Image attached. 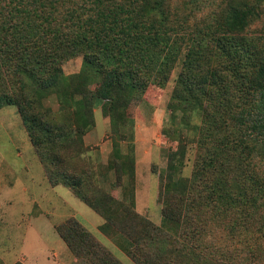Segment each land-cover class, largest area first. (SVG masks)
<instances>
[{
  "label": "rangeland",
  "instance_id": "obj_1",
  "mask_svg": "<svg viewBox=\"0 0 264 264\" xmlns=\"http://www.w3.org/2000/svg\"><path fill=\"white\" fill-rule=\"evenodd\" d=\"M151 1L35 0L33 3L27 0L29 4L18 5L17 0H9L6 7L0 8V92L15 89L14 79L8 76L13 74L10 70L17 62L21 66L17 71L19 76L21 70L27 69L34 70L36 78L45 77L50 72L48 60L41 66L37 62L49 53L57 52V57L49 59L50 63L54 60L60 64L64 76H67L79 72L84 54L91 49L103 65L121 56L118 49L125 48L132 37L124 27L152 34L150 36L159 40L157 45L148 42L138 47L147 36L139 39L135 46L138 50L148 47L140 51L146 56L142 70L145 75H150V81L143 87H137L132 94L114 91L108 99L96 98L101 78L100 71H96L83 88L84 92L94 94V127L82 136L81 155H77L74 162L83 171L85 183L89 181L94 188L88 191V195L107 194L118 204L132 207L155 225L162 223V208L166 202L179 207L182 212L180 220L176 218L169 228L176 226L183 230L182 234L189 243H193V239L198 243V235L192 231L203 235L202 244L208 252H214L216 258L223 261H197L188 256L190 264H264V259L258 261L249 257L246 260L250 248L247 243L252 233L258 231L257 235L264 237V214L257 215L259 211L255 207V201L259 203L260 199H254L252 195L242 196L240 199L248 214L230 216L233 211H226L222 200L217 197L223 194V187L229 190V181L213 180L216 174H221L216 173L209 163L203 169L194 167L196 151L192 148L196 143L193 139L199 137L196 127L201 124L202 112L192 110L190 124L185 125L182 108L176 107L178 101L171 96L184 67L186 48L192 49L191 46L196 45L192 38L201 36L199 30L210 24L213 15L229 0H162V10L153 12L149 10ZM151 22L153 26H150ZM244 33L246 39L249 36L253 40L264 39L261 20L255 19ZM46 93L29 82L21 95L27 100L31 112L43 114L44 110L50 107L54 110L57 106L55 99ZM184 99L183 107L186 105L189 110L191 100ZM110 102L119 105V113L124 119L112 123ZM64 112L65 109L58 114L61 120ZM53 147L59 148L60 145L55 143ZM70 149L56 151L63 154ZM76 151L79 152L77 147ZM170 159L181 163L170 170ZM205 191L214 192V197L207 199ZM3 201L10 202L6 211L10 224L16 226L11 229L0 221V228L4 229L0 233V246L3 245L1 249L5 250L8 264L18 263L14 260L21 255V248L40 264H52V255L57 254L71 258L53 228L54 224L69 216L79 221L122 264H135L115 245L116 241L126 243L121 234L115 235L113 227L108 229L109 233H101L98 226L103 219L97 213L66 186L48 184L17 105L0 108V206ZM29 217L31 227L24 238V229L20 234L18 225H27ZM236 218L239 221L231 223ZM242 218L246 224L242 223ZM184 249L191 253L190 249ZM254 256H258L257 252ZM48 258L51 261L47 263ZM0 264H3L1 259ZM172 264L188 263L182 258Z\"/></svg>",
  "mask_w": 264,
  "mask_h": 264
},
{
  "label": "trees",
  "instance_id": "obj_2",
  "mask_svg": "<svg viewBox=\"0 0 264 264\" xmlns=\"http://www.w3.org/2000/svg\"><path fill=\"white\" fill-rule=\"evenodd\" d=\"M31 2L35 3V0ZM7 3L9 0H0V8L6 7ZM150 3L151 12L162 10V0ZM17 4L29 3L27 0L25 3L24 0H17ZM255 19L261 20L264 30V0H229L223 9L213 15L211 23L199 30L202 31L199 32L201 36L192 38L196 45H192V49L185 47L184 67L171 95L178 101L176 107L182 108L185 125L190 124L192 110H201V124L196 127L199 137L193 139L196 146L191 147L196 151L194 167L203 169L209 163L216 173L221 174L215 173L213 180L229 181V190L223 187V194H218L220 196L217 197L222 200L226 211H233L230 216L237 217L248 214L241 202L242 196L252 195L254 199H260L259 203L255 201V207L259 211L256 214H264V39L258 37L259 40H253L251 36L246 39L244 33ZM137 25L135 23L136 27ZM150 26H153L152 22ZM123 29L132 37L126 42L125 48L118 49L122 55L116 60H109L105 65L97 59L96 52L92 49L84 54L79 72L67 76H64L60 64L54 60L50 63L53 57H57V52H54L56 56L49 53L45 59L37 62L41 66L48 60L50 72L45 77L36 78L34 70L27 69L21 70L19 76L17 71L21 66L19 62L15 63L10 70L13 74L8 76L9 79H14L15 89L0 92V108L18 106L48 184L66 186L97 213L103 219L98 226L101 233L107 234L108 229L113 227L115 235L121 234L126 243L116 241L115 245L135 264H172L182 258L190 264L188 256L198 259L197 261L209 259L222 263L221 258L218 260L215 253L208 252L205 244H202L205 238L203 235L192 231L191 233L198 235V243L194 239L193 243H189L185 240L186 235L182 234L183 230L176 226L169 228L176 218L179 217L180 220L182 212L179 207H172L170 202H166L162 208V223L155 225L132 207L118 204L107 194L90 197L88 193L93 188L92 184L89 181L85 183L83 171L74 162L77 155H81L82 136L94 127V94L83 91L91 74L96 71L101 73L100 84L96 89V98L100 99H108L114 91L132 94L137 87H143V84L150 81V75H145L142 70L146 56L140 52L148 47L138 50L135 46L139 39L147 36L149 37L138 47L148 42L157 45L159 40L150 36L152 34H143L130 27ZM29 82L46 91V95L52 100L55 99L56 109L50 107L43 114L31 112L27 100L21 95ZM19 95L21 98H18ZM184 98L191 100L189 110L186 105L183 107ZM64 109L66 112L61 120L58 114ZM109 116L112 123L124 119L119 113V105L114 102H110ZM55 143H59V148L71 149L62 154L56 151L59 148L53 147ZM172 154L175 155L174 152ZM175 161L169 160L170 170L181 163ZM213 193L205 191L204 197L212 199ZM187 195L190 196L189 193ZM234 221H239V218L231 223L236 224ZM242 221L246 224L244 218ZM242 228L245 226L242 225ZM55 230L73 254L72 264H122L73 216L55 224ZM257 232L252 233V238L247 243L250 248L246 252V260L249 257L258 261L264 259V237L257 235ZM236 235L239 236V233ZM176 242L178 244L175 246ZM241 242L244 243V240L241 239ZM178 245L190 249L191 253L178 248ZM254 252L258 256H254Z\"/></svg>",
  "mask_w": 264,
  "mask_h": 264
},
{
  "label": "crops",
  "instance_id": "obj_3",
  "mask_svg": "<svg viewBox=\"0 0 264 264\" xmlns=\"http://www.w3.org/2000/svg\"><path fill=\"white\" fill-rule=\"evenodd\" d=\"M35 202V201H34ZM10 205V202L9 201H3L2 205L0 206V221H2V223L5 224V226H9V228L11 229H14L16 228L15 225H12L10 224V217L9 215L7 214V211L6 209L8 208V206ZM41 216L43 215L42 212L40 213ZM39 215V213H38ZM46 215V214H44ZM32 216H35V215H32ZM37 216V215H36ZM31 217V216H30ZM29 218H27V225L25 226H21V225H18V231L22 232V230L24 229V232L22 233L23 234V237L25 238L28 234V230L29 228L31 227V225L28 223L29 221ZM15 224L17 225L18 223L15 222ZM6 228V227H5ZM53 228H54V231L56 232L55 230V224L53 225ZM1 230H2V233H3V230L2 227L0 228V233H1ZM57 233V232H56ZM19 234V235H20ZM16 236V235H15ZM61 239V238H60ZM62 240V239H61ZM24 242V240L22 241ZM21 242V244H22ZM63 242V240H62ZM1 243V242H0ZM64 243V242H63ZM64 245L66 246V244L64 243ZM3 246V245H1ZM0 246V259L2 261L3 264H8L7 262H9V259H7V256H6V253H5V250L1 249L2 247ZM25 248V247H24ZM66 249L69 251V254L71 255V258L68 257V256H63V255H52V261L53 263L52 264H72L73 261H74V256L73 254L71 253V251L68 249V247L66 246ZM22 250V253L21 255L23 254L22 258H21V255L15 259L14 261H17L21 264H40L37 262V260H35L32 256H30L26 251L25 249L21 248ZM66 253V252H64ZM47 263L50 262L51 260L48 258L47 260H45ZM13 261H10V263H12ZM16 263V262H15ZM15 263H12V264H15Z\"/></svg>",
  "mask_w": 264,
  "mask_h": 264
}]
</instances>
